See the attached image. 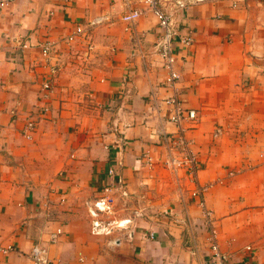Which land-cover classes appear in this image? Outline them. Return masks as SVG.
<instances>
[{
    "label": "crops",
    "instance_id": "1",
    "mask_svg": "<svg viewBox=\"0 0 264 264\" xmlns=\"http://www.w3.org/2000/svg\"><path fill=\"white\" fill-rule=\"evenodd\" d=\"M239 1L204 0L180 15L193 44L178 55V87L183 106L197 112L188 137L217 242L228 264H264V0ZM143 7L15 0L0 9V244L15 247L0 251V264H31L34 245L60 264H212L188 174L141 159L147 149L163 156L160 136L177 131L164 103L172 91L156 51L157 20L147 12L129 28L123 19ZM77 24L88 37L68 44ZM46 38L56 43L59 70L51 111L42 114L37 45ZM26 41L31 47L21 49ZM32 117L28 140L21 130ZM106 189L115 220L129 223L93 235L87 204Z\"/></svg>",
    "mask_w": 264,
    "mask_h": 264
},
{
    "label": "built area",
    "instance_id": "2",
    "mask_svg": "<svg viewBox=\"0 0 264 264\" xmlns=\"http://www.w3.org/2000/svg\"><path fill=\"white\" fill-rule=\"evenodd\" d=\"M15 0H0V9L12 4ZM204 0H140L144 5L143 8L131 9L127 15L123 17L128 22L129 28L135 23L136 19L145 15L147 12L152 13L161 30L158 42L156 43V51L160 56L163 68L167 70V76L164 81L166 88L172 91V94L164 100V103L169 107L168 119L169 122L175 125L177 131L171 134H162L159 138V145L163 148L164 155L157 156L154 151L149 149L144 150L142 154V162L150 169L160 166L173 174L184 170L191 183L196 186L194 195L199 198L198 205L203 208L204 227L211 236V262L212 264H228L229 257L220 248L216 238V230L214 226L213 213L208 210L203 201V195L208 187L200 186L198 184V172L201 169V164L192 150V141L188 137V132L193 129L197 122V112L193 109H187L183 106L180 99L181 73L178 68V55L186 51L193 44V36L191 32L182 34V27L180 25V15L185 12L190 6L199 4ZM233 7H239V0H232ZM88 32L83 25H75L73 31L66 37L68 44L74 43L77 39L86 40ZM21 49L30 48L26 42H20ZM39 48L42 58V67L44 76L39 86L38 102H42L39 112L47 114L51 111L50 102L52 98L53 82L58 73L59 66L54 61V54L56 53V43L50 38H46L40 42ZM93 46L88 45V52L92 51ZM37 120L31 118L27 120L22 127V135L26 139H32V135L36 131ZM222 131L216 129L214 138L220 136ZM115 168H110L109 174H114ZM107 194L87 204L88 212L92 218L91 233L93 235H110L114 229L122 228L129 220L116 221L113 217L115 213L116 200L113 193L106 189ZM123 198H131V195L126 190L122 191ZM63 233L59 228L51 234V241L55 242L57 238ZM15 250L14 246L4 247L0 244V251L9 253ZM251 247H247V251ZM31 264H60L51 261L47 257V252L44 248L34 245L28 255Z\"/></svg>",
    "mask_w": 264,
    "mask_h": 264
},
{
    "label": "rangeland",
    "instance_id": "3",
    "mask_svg": "<svg viewBox=\"0 0 264 264\" xmlns=\"http://www.w3.org/2000/svg\"><path fill=\"white\" fill-rule=\"evenodd\" d=\"M33 118V117H32Z\"/></svg>",
    "mask_w": 264,
    "mask_h": 264
}]
</instances>
